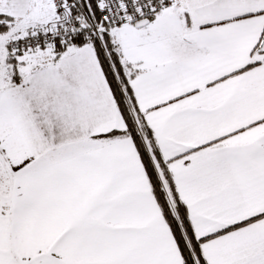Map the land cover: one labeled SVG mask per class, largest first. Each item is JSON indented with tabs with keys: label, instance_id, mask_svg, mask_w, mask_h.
Listing matches in <instances>:
<instances>
[{
	"label": "snow or ice",
	"instance_id": "snow-or-ice-1",
	"mask_svg": "<svg viewBox=\"0 0 264 264\" xmlns=\"http://www.w3.org/2000/svg\"><path fill=\"white\" fill-rule=\"evenodd\" d=\"M0 264H264V0H0Z\"/></svg>",
	"mask_w": 264,
	"mask_h": 264
}]
</instances>
